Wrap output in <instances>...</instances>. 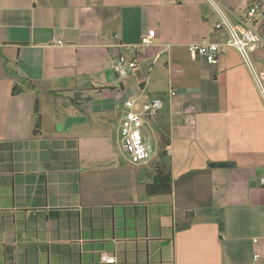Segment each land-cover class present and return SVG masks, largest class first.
Returning <instances> with one entry per match:
<instances>
[{
  "label": "crops",
  "instance_id": "crops-1",
  "mask_svg": "<svg viewBox=\"0 0 264 264\" xmlns=\"http://www.w3.org/2000/svg\"><path fill=\"white\" fill-rule=\"evenodd\" d=\"M218 21L204 0H0V264H264L263 100L237 49L188 48L227 41ZM121 55L139 62L124 80ZM145 97L165 101L149 127L154 153L170 132L168 196L146 193L158 154L122 149L124 103Z\"/></svg>",
  "mask_w": 264,
  "mask_h": 264
},
{
  "label": "built area",
  "instance_id": "built-area-1",
  "mask_svg": "<svg viewBox=\"0 0 264 264\" xmlns=\"http://www.w3.org/2000/svg\"><path fill=\"white\" fill-rule=\"evenodd\" d=\"M215 10L219 21L215 28L226 29L229 38L225 42L203 41L188 45L190 53L194 57H204L211 64H217L220 56L229 47H233L241 54L245 65L248 67L255 86L264 103V68H257L253 62L250 48L264 50V0L247 3L245 10L240 14L234 9L227 7L222 0H206ZM235 21L237 25H235ZM156 30L151 29L143 35L138 49H144L153 43ZM62 45V41H57ZM170 49L169 45L162 47L159 53H165ZM139 62L137 57L128 59L121 55L112 63V69L119 79L124 80L133 75ZM177 94L170 89L169 95ZM165 106L162 97H145L142 101L131 98L125 101V115L121 122L120 136L122 149L129 154L130 160L135 164L149 162L154 154L155 136L149 127V120L156 116ZM260 186L264 188V175L260 179ZM101 262L105 264H116L117 258L106 252L101 253Z\"/></svg>",
  "mask_w": 264,
  "mask_h": 264
},
{
  "label": "trees",
  "instance_id": "trees-1",
  "mask_svg": "<svg viewBox=\"0 0 264 264\" xmlns=\"http://www.w3.org/2000/svg\"><path fill=\"white\" fill-rule=\"evenodd\" d=\"M36 125L35 132L41 128V114L38 100L35 103ZM160 161L156 164L155 175L151 182L146 184V193L148 196L155 197L161 195H171L173 192V183L171 175V165L168 148L170 146V132L168 126L164 125L160 135ZM101 261V255H100ZM105 264V263H103Z\"/></svg>",
  "mask_w": 264,
  "mask_h": 264
},
{
  "label": "water",
  "instance_id": "water-1",
  "mask_svg": "<svg viewBox=\"0 0 264 264\" xmlns=\"http://www.w3.org/2000/svg\"><path fill=\"white\" fill-rule=\"evenodd\" d=\"M82 118H79V117H72V118H69L65 124L66 128L69 127L70 125L76 123V122H80ZM213 167H234L236 166L235 163H232V162H225V163H214L212 164Z\"/></svg>",
  "mask_w": 264,
  "mask_h": 264
},
{
  "label": "rangeland",
  "instance_id": "rangeland-1",
  "mask_svg": "<svg viewBox=\"0 0 264 264\" xmlns=\"http://www.w3.org/2000/svg\"><path fill=\"white\" fill-rule=\"evenodd\" d=\"M204 3H205V9H208L209 8L211 11H214L215 12V10L209 5V3L206 0H204ZM159 149H160V147H159ZM160 152H161L160 150H158V149L155 148V153L153 155H157V154L158 155H157V157L153 158V160L151 161V163L154 162L156 159H158L160 157Z\"/></svg>",
  "mask_w": 264,
  "mask_h": 264
}]
</instances>
